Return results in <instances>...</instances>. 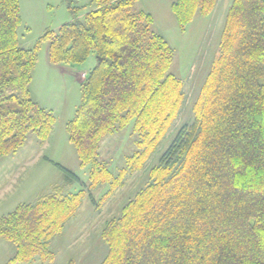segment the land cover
Returning <instances> with one entry per match:
<instances>
[{"label":"trees","instance_id":"trees-1","mask_svg":"<svg viewBox=\"0 0 264 264\" xmlns=\"http://www.w3.org/2000/svg\"><path fill=\"white\" fill-rule=\"evenodd\" d=\"M137 1L91 0L80 14L82 6L62 0L70 19L25 48L18 42L19 0H0V157L21 148L29 132L43 143L52 130V112L30 93L40 41H47L53 65L95 58L65 126L87 181L56 164L67 184L83 188L54 186L0 215V238L14 245L7 264L52 262L51 241L84 195L96 203L92 191L106 185L99 207L144 166L177 120L185 94L170 71L173 49ZM216 2L173 0L170 9L183 30ZM129 125L135 149L114 172L101 158V143ZM100 235L107 251L99 264H264V0L231 1L190 118Z\"/></svg>","mask_w":264,"mask_h":264},{"label":"rangeland","instance_id":"rangeland-1","mask_svg":"<svg viewBox=\"0 0 264 264\" xmlns=\"http://www.w3.org/2000/svg\"><path fill=\"white\" fill-rule=\"evenodd\" d=\"M172 1L138 0L135 8L151 15V29L163 36L173 49L170 71L182 80L185 94L177 120L170 126L144 166L129 174L125 184L110 198L102 201L99 207L96 203L107 190L106 185L92 191L96 203L89 194L84 195L77 212L65 223L62 232L51 241L54 252L52 262L19 264H99L107 251L100 235L104 223L117 215L127 199L145 184L149 169L157 164L180 124L190 118L191 104L217 53L225 15L232 0H217L211 12L196 13L183 30L178 27L170 9ZM74 2L82 6L80 14L92 6L91 0ZM19 4L21 24L17 31L18 42L25 48L36 44L45 29L56 30L70 19V14L61 0H19ZM41 16H44V21H39ZM46 50L47 41L41 40L30 93L32 100L52 112L55 121L50 135L43 143L35 133L29 132L21 148L15 153L0 157V215L13 210L19 202H33L52 192L54 186H64L66 192H77L83 188L77 181L67 184L64 174L56 164L74 172L81 181H87V168L79 165L65 126L73 118L80 101L79 79L94 66L95 58L91 54L78 65L63 67L50 64ZM130 130L129 125L122 131L106 136L101 143V158L109 162L114 172L135 149ZM28 177L31 178L27 179ZM24 187L39 193H26V196L20 194L22 197H18ZM13 253L14 245L0 238V264H7Z\"/></svg>","mask_w":264,"mask_h":264},{"label":"crops","instance_id":"crops-1","mask_svg":"<svg viewBox=\"0 0 264 264\" xmlns=\"http://www.w3.org/2000/svg\"><path fill=\"white\" fill-rule=\"evenodd\" d=\"M62 1V0H61ZM48 6H50V5H48ZM39 19V21H44L43 19H44V16H41V17H39L38 18ZM68 21V20H67ZM61 70H64V69H62V67H61ZM79 81H80V79H79ZM26 170H28V169H26ZM30 173H32L33 174V171H31ZM31 177H28L27 179H30ZM33 194V193H35V190H30V189H28L27 187H24L21 191H20V193H19V196L18 197H22L21 195H23V196H26L25 194ZM39 192H37V194H38ZM21 194V195H20ZM36 194V193H35ZM36 194V195H37ZM18 199H22V198H18ZM17 201V200H16ZM15 201V203H17ZM14 203V204H15ZM13 204V205H14ZM18 204V203H17Z\"/></svg>","mask_w":264,"mask_h":264}]
</instances>
